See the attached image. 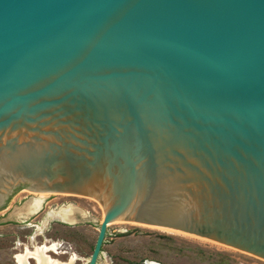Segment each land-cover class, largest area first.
I'll return each mask as SVG.
<instances>
[{"label": "water", "instance_id": "95a60500", "mask_svg": "<svg viewBox=\"0 0 264 264\" xmlns=\"http://www.w3.org/2000/svg\"><path fill=\"white\" fill-rule=\"evenodd\" d=\"M23 188L104 208L87 264L110 223L264 258V0H0V210Z\"/></svg>", "mask_w": 264, "mask_h": 264}, {"label": "rangeland", "instance_id": "374dc122", "mask_svg": "<svg viewBox=\"0 0 264 264\" xmlns=\"http://www.w3.org/2000/svg\"><path fill=\"white\" fill-rule=\"evenodd\" d=\"M38 195L41 193L23 188L9 200L8 208L0 211V220L9 216L12 218L0 223V264H17L15 255L22 253L26 247L34 249L37 244L50 245L53 242L58 244V253H47L54 259L68 263L76 256L74 264H87L104 217V208L81 195L47 193L43 208L29 219L30 222L26 223L20 218V215H28L24 208L20 214L13 215L18 206ZM63 206L77 209L75 222H65L48 215L50 210ZM159 262L264 264V258L257 255L241 257L201 241L139 225L112 226L110 223L99 264H160ZM30 264L37 262L31 258Z\"/></svg>", "mask_w": 264, "mask_h": 264}, {"label": "bare ground", "instance_id": "6f19581e", "mask_svg": "<svg viewBox=\"0 0 264 264\" xmlns=\"http://www.w3.org/2000/svg\"><path fill=\"white\" fill-rule=\"evenodd\" d=\"M47 193H41V195L32 197L30 201H28L25 206L26 214L37 213L42 208V205L45 201ZM76 208H72L71 206H63L59 209L50 210L48 215L51 217H57L65 222H75L76 220ZM104 215V214H103ZM53 251L58 253V244L53 242L52 244H37L34 249H30L29 247L25 248V252L19 253L16 255L18 264H30V259L34 258L37 264H74L76 256L72 257V260L68 263H64L58 259H54L47 252ZM160 263V262H159ZM156 264V263H152ZM161 264V263H160Z\"/></svg>", "mask_w": 264, "mask_h": 264}, {"label": "flooded vegetation", "instance_id": "af4514ba", "mask_svg": "<svg viewBox=\"0 0 264 264\" xmlns=\"http://www.w3.org/2000/svg\"><path fill=\"white\" fill-rule=\"evenodd\" d=\"M9 200H10V197L6 200V206L3 208V209H1L0 211H3L4 209H6V208H8V202H9ZM7 214H8V212H7ZM7 214H4V215H7ZM20 218H21V220H24V216H21L20 215ZM32 218V217H31ZM31 218H28V220H24V222H26V223H28L30 220L29 219H31ZM23 252H25V250L23 251ZM65 253H67V251H64ZM17 255V254H16ZM16 255H15V260H16V262H17V259H16ZM18 264V263H17Z\"/></svg>", "mask_w": 264, "mask_h": 264}]
</instances>
